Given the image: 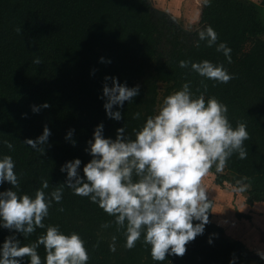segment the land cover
I'll return each instance as SVG.
<instances>
[{"label":"trees","instance_id":"16d2710c","mask_svg":"<svg viewBox=\"0 0 264 264\" xmlns=\"http://www.w3.org/2000/svg\"><path fill=\"white\" fill-rule=\"evenodd\" d=\"M209 24L218 33V43L224 41L231 47L230 64L215 46L208 47L204 41L195 46L197 31ZM262 35V10L245 0L202 2L196 30H186L169 16H157L149 0H0V141L14 145V150H9L0 143V155L10 154L15 160L20 191L34 194L42 179L49 181L51 191L65 183L67 173L61 166L70 160L81 159L80 174L84 175L83 167L92 159L86 151L88 141L94 139L101 122L106 137L115 139L117 129L125 125L134 138V129L154 115L164 98L183 83L190 81L193 92L204 91L200 83L204 78L193 72L190 64L181 68L179 61L208 59L224 62L234 78L227 83L205 80L206 98L215 96L227 104L233 126L244 122L249 132L244 141L246 158L234 153L224 168L228 174L218 173L214 167L210 171L216 175L215 183L221 185H237V180L246 178L247 202L264 201ZM37 57L40 63L33 62ZM106 76L129 87L139 85V94L131 102L125 101L122 108L114 106L122 112L120 120L110 118L104 107V84H112ZM158 83L166 85L161 100ZM44 102L50 107L32 110L33 105ZM136 112L141 114L138 119L133 118ZM45 125L51 134L41 153L24 141L41 135ZM73 129L72 136L66 138ZM11 187L5 181L0 191ZM61 207L63 211H59ZM107 221L114 217L88 197L65 187L62 201L53 203L44 222L59 225L67 233L79 232L89 251L87 264H244L250 256L242 242L225 235L224 228L212 220L211 211L203 234L186 244L182 256L169 254L164 261L152 259L151 246L142 238L134 248H126L124 230L118 232L115 223L102 228ZM45 231L37 228L25 238L0 226V246L10 235L23 244ZM113 243L114 252L110 250ZM38 252L43 260V245ZM18 259L29 264L27 256Z\"/></svg>","mask_w":264,"mask_h":264},{"label":"clouds","instance_id":"9594fccd","mask_svg":"<svg viewBox=\"0 0 264 264\" xmlns=\"http://www.w3.org/2000/svg\"><path fill=\"white\" fill-rule=\"evenodd\" d=\"M211 2L203 0L205 5ZM218 39L213 26L205 25L197 31L195 46L199 47L201 41L208 47L215 46L230 64L232 49L227 42L218 43ZM33 62L40 63V60L37 57ZM189 64L193 72L204 78L200 82L204 91L197 90V94L192 91L190 81L183 83L180 89L164 98L154 115L148 116L139 129H134V138L126 132L125 125L117 129L115 139L106 137L103 123L98 124L94 139L88 141L86 151L92 159L84 165L83 176L80 174L82 161L75 158L61 166V171L67 173L65 183L48 191L49 181L42 179L34 194L22 192L15 160L10 154L0 155V185L7 181L13 186L0 191V226L14 229L25 238L37 228L46 229L36 240L23 244L15 235L8 236L0 246V264H22L18 258L25 256L30 258L29 264H87L89 251L79 232L67 233L59 225L44 222L53 203L62 201L65 187L75 195L88 197L114 217V221H107L101 227L108 228L115 223L118 232L123 229L126 248H134L142 238L145 245L151 246L154 261L186 252V244L203 234L209 223L212 200L208 198L203 178L213 167L216 172H223L234 153L240 159L246 158L244 141L249 139L246 123L237 122L233 126L227 104L215 96H205L208 87L205 80L227 83L234 74L224 62L179 61L181 68ZM105 79H111L112 84H104V107L110 118L120 120L122 112L118 108L114 110V106L122 108L125 101L131 102L139 94V85L129 87L116 77ZM41 107L50 105L47 102L33 105L32 110L38 112ZM140 115L136 112L133 118L138 119ZM50 134V128L45 125L41 135L24 143L43 153ZM0 143L14 150L11 141ZM245 179L236 181L234 191L246 190ZM194 220L199 222L194 224ZM41 245L45 249L43 260L38 252ZM110 250L116 251L115 243L110 245ZM260 255L264 258V252Z\"/></svg>","mask_w":264,"mask_h":264},{"label":"rangeland","instance_id":"374dc122","mask_svg":"<svg viewBox=\"0 0 264 264\" xmlns=\"http://www.w3.org/2000/svg\"><path fill=\"white\" fill-rule=\"evenodd\" d=\"M245 1L259 5L264 17V0ZM149 2L151 4V9L157 16H169L170 21H176L177 24L186 30H196L200 27V13L203 0H149ZM262 37L264 38V35H262ZM158 87L159 98L161 100L166 90V85L164 83H158ZM160 106H158V110ZM222 173L228 174L229 172L224 169ZM215 177V173L209 171V173L203 178V183L208 190V198L212 200L211 210L213 206L216 209L221 208L222 210V213L217 214L215 217L222 218L225 222L231 223L233 222L232 218H235L234 212L237 211V213L241 212L244 214V216H241L242 218L237 214V217L240 220L238 226L234 225L236 224L234 222L231 223V227L228 229L226 228L228 232H225L224 229L225 235L230 239L242 242L246 246L248 251L247 254H250V256L244 259V264H264V258L260 255L261 252H264V229L259 227L260 222L264 226V220H260L253 216L254 214H264V203L262 204L263 209L261 208V211H259V208L257 207L256 210L245 209V205L243 206L244 197L247 196L246 191L249 186L245 191L237 192L234 191V188H236L237 185H233L229 182H224L223 185L217 184L215 183ZM218 215L224 216L220 217ZM212 220L217 223L213 218ZM225 224L226 223H224V225ZM253 255L260 256L261 260L254 259L252 257Z\"/></svg>","mask_w":264,"mask_h":264},{"label":"crops","instance_id":"0c3cea01","mask_svg":"<svg viewBox=\"0 0 264 264\" xmlns=\"http://www.w3.org/2000/svg\"><path fill=\"white\" fill-rule=\"evenodd\" d=\"M216 192H217V190H216ZM247 192V191H246ZM230 201V200H229ZM264 203V201H255L253 204H250V203H248L247 202V196L246 197H244V203H243V206L245 205V209H251V210H256V207L257 208H259V211H261V208L263 209V206H262V204ZM264 205V204H263ZM216 208L213 206L212 207V210H210L211 211V213H212V218L219 224V225H221L222 227H224V229H225V232L227 231L228 232V228H230L231 226H230V224L231 223H236V224H234V225H237L238 226V223H239V219H238V217H237V211L236 212H234V216H235V218L233 217L232 219H233V222H231V223H227V222H225V220H223L222 218H216L215 216L217 215V214H220V213H222V210H221V208L220 209H216ZM237 209V208H236ZM218 216H220V217H223V216H221V215H218ZM255 218H259L260 220H264L263 218H264V214H260V215H257V214H254L253 215ZM240 218H242V217H240ZM254 219V218H253ZM236 220V221H235ZM224 223H226L225 225H224ZM232 225V224H231ZM259 227L261 228V229H264V226H263V224L260 222V224H259ZM227 228V229H226Z\"/></svg>","mask_w":264,"mask_h":264},{"label":"water","instance_id":"95a60500","mask_svg":"<svg viewBox=\"0 0 264 264\" xmlns=\"http://www.w3.org/2000/svg\"><path fill=\"white\" fill-rule=\"evenodd\" d=\"M253 256H255V255H253Z\"/></svg>","mask_w":264,"mask_h":264}]
</instances>
